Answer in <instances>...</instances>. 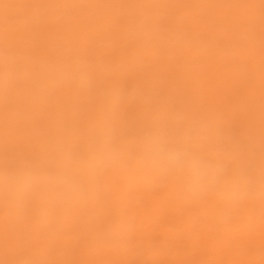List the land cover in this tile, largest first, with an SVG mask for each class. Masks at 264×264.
<instances>
[{
    "label": "bare ground",
    "instance_id": "obj_1",
    "mask_svg": "<svg viewBox=\"0 0 264 264\" xmlns=\"http://www.w3.org/2000/svg\"><path fill=\"white\" fill-rule=\"evenodd\" d=\"M113 22L103 25L110 31L106 34L108 44L114 40ZM83 35L98 33L89 30ZM126 45L127 40H122L120 46ZM121 56L119 62L124 60L127 66V52ZM210 56L214 59L204 61L208 64L205 81L198 74L191 75L190 69L186 88L179 86L183 80L168 85L152 76L129 101L127 83L113 81L112 76L99 94L87 100L88 93H84L75 99L67 92L69 84L60 78L70 67L64 62L59 67L49 66L44 57L38 69L8 79L7 89H0V187L8 189L0 195V264H9L5 262L16 251L27 254L29 264L254 261L257 253L245 246L252 249L258 242L264 250V220H260L264 217V164H253V177L243 181L240 161L244 149L264 156V137H255L264 135V118L255 116L264 110V81L254 77L264 73V67L241 62L238 56L237 60ZM133 58L136 66L144 60L159 65L149 54H144V59ZM2 62L7 60L0 57ZM176 62L168 67L175 68ZM226 62L235 67L233 76L223 69ZM9 66L10 71L15 69L13 64ZM190 67L189 63L183 66L184 70ZM237 69L247 77L239 76ZM108 74L112 75L111 71ZM229 87L231 93L241 91L236 96L244 99L241 103L249 116L225 129L219 125L220 119L213 121L212 113L227 111L218 103H231L227 102L229 96L225 101L219 99L229 94ZM98 89L94 83L91 94ZM108 91L112 100L123 98L114 103L120 108L113 106L111 119L107 108L99 104ZM177 95L176 114L168 111L159 117V110L165 108L163 101L178 99ZM216 96L218 103L208 111V101ZM42 99L47 104L38 108ZM75 103H84L78 109L90 112L72 107ZM11 107L20 112L10 114ZM239 107L233 109L240 112ZM27 110L36 112V121H16ZM186 113L190 115L183 117ZM92 114L108 116L100 118L101 124ZM108 120L113 121L108 124ZM199 137L212 139L202 157L197 155L199 145L192 144ZM127 142L132 144L123 151ZM198 163L201 166L196 167ZM151 172L157 174L153 181L139 185L140 175ZM197 174L198 180H193ZM185 175L189 176L186 180ZM162 206L172 215L156 216ZM245 213L247 219H243ZM193 215L195 221H188ZM45 217L51 219L40 222ZM32 256L40 257L41 262L35 263ZM262 258L253 264L262 263Z\"/></svg>",
    "mask_w": 264,
    "mask_h": 264
},
{
    "label": "rangeland",
    "instance_id": "obj_2",
    "mask_svg": "<svg viewBox=\"0 0 264 264\" xmlns=\"http://www.w3.org/2000/svg\"><path fill=\"white\" fill-rule=\"evenodd\" d=\"M103 15L106 18L103 19ZM217 16L218 19L215 20ZM107 21H114V40L110 44H108L110 37L106 35L110 31L109 29L105 31L103 26ZM89 30L98 35H83ZM122 40H127V47L120 46ZM123 51L127 52V66L124 60L119 62ZM144 54L155 58L159 65H149L144 60L141 65L136 66L133 56L137 55V59H144ZM211 54L217 58L225 55L226 58L231 57L235 60L238 56L242 57L241 62L248 61L253 67H264V0H0V57L7 60L0 64V89L6 88L8 79H14L13 75L19 77L26 75L30 68L38 69L41 64L40 59L42 61L44 57L50 62L49 66L59 67V63L64 62L70 67L63 72L60 78L69 84L67 92L72 97L75 95V99L84 93H88L87 100L99 94L101 88L108 86L107 80L112 76L113 81L123 79L127 83L126 98L129 101L138 88L143 90L146 86L145 82L152 76H157L154 78L168 85L183 80L179 86L186 88L189 82L185 76H188L190 69L191 75L198 74L199 78L205 81L208 64L204 61L213 60ZM174 61H177L175 68L168 67ZM187 63L191 67L184 70L183 66L184 64L187 66ZM12 64L15 69L10 71L9 65ZM230 67L226 62L223 69L228 70V75L233 76L235 67ZM109 71L112 75L108 74ZM236 72L240 74L238 69ZM139 75L141 78L138 79ZM239 76L247 77L242 73ZM254 77L258 81H264V73ZM87 82H89L88 86H86ZM94 83L99 85V89L92 95L90 91ZM231 90L232 88L229 87L227 89L229 94L226 92L221 95L222 97L218 94L222 101H225L223 99L225 96L231 97V101H227L233 103L231 107V103H218V96L207 103L208 111L214 110L213 104L216 105V103L227 109V111L224 109L225 112L222 114H217L218 111L212 113L213 121L220 119L219 125L225 129H229L225 126L236 124L239 120L249 116V111H246L244 103H241L244 99L236 96L241 91L231 93ZM105 98L101 99L102 103L99 104L107 108L108 119H111L113 106L114 108L118 106L114 103L120 102L123 98L112 100L113 97L109 95V91ZM169 98L163 101L166 109L164 108L162 112L159 110V117H163L168 111L175 112V114L178 111L179 96L178 99ZM130 103L134 101L131 100ZM130 103H127V108ZM46 104L42 99L38 101L37 106L43 108ZM81 104L84 106V103H75L72 107L78 109ZM157 104L160 105V103ZM236 105H240V112L233 109ZM134 108L138 109L139 106L136 105ZM134 108L131 109V113L135 110ZM79 111L90 112L82 108ZM17 112H20L18 108H12L9 113ZM95 114L92 115L94 118L96 116L95 119L101 124L103 119L100 118L108 116L99 117ZM189 115L190 113H186L183 117ZM255 116L264 118V110L259 111ZM252 119L257 120L258 118L252 117ZM19 120L23 123L35 122L36 112L30 113L27 110L16 121ZM16 121L13 119V122ZM39 125L43 126L41 123ZM249 137L250 135L246 139ZM255 137L262 139L264 135L258 134ZM211 140L210 137H199L192 141L193 145H199L197 153L199 157H202V152ZM131 144L127 142V145L122 146V150H128ZM243 155L240 161L244 168L241 179L249 181L250 177H253L252 165L256 162L264 164V156L257 157L254 151L248 149L243 150ZM127 157L129 158L128 154ZM18 159L23 161V156ZM138 166L139 162L133 165V169L136 170ZM199 166L201 163L196 165V167ZM156 175L154 172L142 173L139 185L152 182ZM198 176V174L195 175L193 180H198ZM188 177L185 175L183 179L186 180ZM7 191L5 186L0 187V195ZM253 208H255L254 205ZM155 213L158 217L172 215V212L163 206ZM247 217L248 213H245L243 219ZM50 219L45 217L40 222L45 220L48 222ZM195 219L196 215H193L188 221L194 222ZM260 220H264V217ZM249 238L252 242H257L256 237L249 236ZM245 250L258 255L248 264H253L262 257L261 262L263 263V245L260 246L257 242L252 249L245 246ZM26 255L24 252L16 251L5 263L29 264ZM32 260H36L35 263L41 262L40 257L32 256Z\"/></svg>",
    "mask_w": 264,
    "mask_h": 264
}]
</instances>
